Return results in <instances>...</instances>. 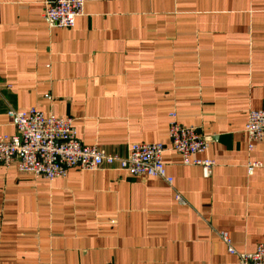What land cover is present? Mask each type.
I'll use <instances>...</instances> for the list:
<instances>
[{
  "label": "crops",
  "instance_id": "1",
  "mask_svg": "<svg viewBox=\"0 0 264 264\" xmlns=\"http://www.w3.org/2000/svg\"><path fill=\"white\" fill-rule=\"evenodd\" d=\"M49 0H0V133L6 111L72 119L76 138L126 156L162 142L173 181L116 165L32 178L0 162V264H237L264 241V0H85L71 28L48 26ZM207 141L197 158L168 145V114ZM182 196L184 203L175 200Z\"/></svg>",
  "mask_w": 264,
  "mask_h": 264
},
{
  "label": "built area",
  "instance_id": "2",
  "mask_svg": "<svg viewBox=\"0 0 264 264\" xmlns=\"http://www.w3.org/2000/svg\"><path fill=\"white\" fill-rule=\"evenodd\" d=\"M85 0H49L45 3L43 18L48 26L71 28L82 13ZM6 117L13 126L12 133H0V162L14 166L19 172L32 178L52 180L64 177L69 169L96 170L103 164L116 165L128 174L160 178L167 184L172 177L167 173L162 154L166 149L162 142H133L127 155L122 157L95 145H85L75 136L72 119L45 114L36 107L22 110L7 109ZM168 145L182 156L185 163L198 165L203 176H209L214 166L210 158L199 159L207 148V141L193 126L181 125L174 112L168 114ZM247 137V149L264 140V108L250 109L243 124ZM264 168V161H249L246 171ZM175 200L183 204L178 193ZM228 253L236 255L237 264H264V241L252 252L236 251L226 231L219 232Z\"/></svg>",
  "mask_w": 264,
  "mask_h": 264
},
{
  "label": "water",
  "instance_id": "3",
  "mask_svg": "<svg viewBox=\"0 0 264 264\" xmlns=\"http://www.w3.org/2000/svg\"><path fill=\"white\" fill-rule=\"evenodd\" d=\"M140 176H146L145 174H143V175H140Z\"/></svg>",
  "mask_w": 264,
  "mask_h": 264
}]
</instances>
